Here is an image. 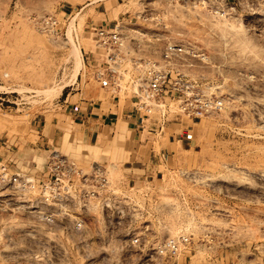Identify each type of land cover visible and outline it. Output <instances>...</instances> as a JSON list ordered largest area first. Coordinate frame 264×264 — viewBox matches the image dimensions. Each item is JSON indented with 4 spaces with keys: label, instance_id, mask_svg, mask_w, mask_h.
I'll list each match as a JSON object with an SVG mask.
<instances>
[{
    "label": "rangeland",
    "instance_id": "rangeland-1",
    "mask_svg": "<svg viewBox=\"0 0 264 264\" xmlns=\"http://www.w3.org/2000/svg\"><path fill=\"white\" fill-rule=\"evenodd\" d=\"M229 2L232 11L220 0H0V165L33 178L25 190L0 182V264H264V0ZM143 7L161 19L150 29L207 55L187 77L224 101L216 115L170 123L167 134L190 125L192 148L156 177L131 169L151 167L145 142L124 161H103L41 139L44 121L69 116L61 106L71 96L99 86L93 23L105 16L137 28ZM54 151L87 174L91 197L41 202L42 184L68 195L52 188Z\"/></svg>",
    "mask_w": 264,
    "mask_h": 264
},
{
    "label": "built area",
    "instance_id": "built-area-1",
    "mask_svg": "<svg viewBox=\"0 0 264 264\" xmlns=\"http://www.w3.org/2000/svg\"><path fill=\"white\" fill-rule=\"evenodd\" d=\"M168 1L182 4L186 0ZM220 2L227 11L234 10L229 0ZM136 23L137 28H133L122 19L111 26L103 23L91 28L94 43L103 54L100 62H92L95 78L100 87L130 99L131 104L126 112L130 125L148 136L160 137L166 133L168 125L179 117L197 121L220 113L224 108L223 99L212 91V87L187 77V70L196 62H207V55L191 43L164 39L157 31L161 19L156 11L143 7L136 13ZM52 163V188L57 189L62 184L67 188L68 195L50 196L49 190H53L42 184L41 202L44 197L92 196L87 174L77 169L73 159L54 151ZM60 166L68 167L77 181L73 176L61 178L63 176L57 172ZM0 172V182L14 189L25 190L28 185H33L31 177L8 175L5 165H0ZM98 174L100 186L109 195L110 183L105 173L100 171ZM109 197L117 195L110 193ZM182 242L186 243L187 239L182 238ZM167 246L169 249L177 248L174 241Z\"/></svg>",
    "mask_w": 264,
    "mask_h": 264
},
{
    "label": "crops",
    "instance_id": "crops-1",
    "mask_svg": "<svg viewBox=\"0 0 264 264\" xmlns=\"http://www.w3.org/2000/svg\"><path fill=\"white\" fill-rule=\"evenodd\" d=\"M115 21L116 18L107 19L104 16L93 25L106 23L111 26ZM71 100L72 106H61L66 107L64 111L68 112L69 116L64 118L63 113L54 114L50 120L44 121L42 128L47 126L48 133L42 134L41 138L43 142H52L60 149L67 147V154L70 156L76 157L77 153L85 159H90L99 154L103 161H108L114 155L117 160L124 161L130 151H134L137 145L145 142L150 144L148 157L153 159L151 167L141 168L139 164H135L136 166L133 164L131 169L143 172L147 170L150 171L149 175L156 177L161 172L167 175V171L176 160L182 158L192 148L190 125L174 128L168 134L166 131L160 137L148 136L137 131L126 119L130 99L100 85L93 88L85 97H77L75 94L71 96ZM172 125L181 126V122ZM68 126L70 133H66L68 129L65 128ZM170 127L169 124L167 128Z\"/></svg>",
    "mask_w": 264,
    "mask_h": 264
}]
</instances>
